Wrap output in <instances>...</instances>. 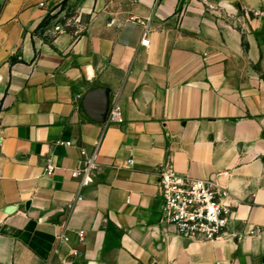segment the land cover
Here are the masks:
<instances>
[{
  "label": "crops",
  "instance_id": "obj_1",
  "mask_svg": "<svg viewBox=\"0 0 264 264\" xmlns=\"http://www.w3.org/2000/svg\"><path fill=\"white\" fill-rule=\"evenodd\" d=\"M227 6L0 0V264H264L260 50H242ZM80 148L97 162L86 187ZM166 159L228 191L223 237L161 220Z\"/></svg>",
  "mask_w": 264,
  "mask_h": 264
},
{
  "label": "built area",
  "instance_id": "obj_2",
  "mask_svg": "<svg viewBox=\"0 0 264 264\" xmlns=\"http://www.w3.org/2000/svg\"><path fill=\"white\" fill-rule=\"evenodd\" d=\"M40 6L44 3L40 2ZM130 20L140 22L135 16ZM144 24L143 22H141ZM145 25V24H144ZM141 38V44L148 46L146 26ZM60 31V29H59ZM120 116V108L114 105L109 119L116 120ZM64 145H71V141H58ZM132 162V159L129 160ZM97 168L94 153H87L80 148V160L76 174L80 178V186H88ZM50 158L46 159L45 170L53 171ZM159 197L162 201L161 220L170 225L174 232L185 239L202 238L216 240L227 233V228L233 219L234 205L228 200V191L212 178L193 179L176 173L170 159H166L160 166L157 175ZM78 199L82 196L78 195ZM82 236V233H80ZM58 240H68L63 233Z\"/></svg>",
  "mask_w": 264,
  "mask_h": 264
},
{
  "label": "rangeland",
  "instance_id": "obj_3",
  "mask_svg": "<svg viewBox=\"0 0 264 264\" xmlns=\"http://www.w3.org/2000/svg\"><path fill=\"white\" fill-rule=\"evenodd\" d=\"M225 1L229 7H224V18L240 33L242 50H260L254 71L264 90V0ZM63 17L67 18L66 14Z\"/></svg>",
  "mask_w": 264,
  "mask_h": 264
},
{
  "label": "trees",
  "instance_id": "obj_4",
  "mask_svg": "<svg viewBox=\"0 0 264 264\" xmlns=\"http://www.w3.org/2000/svg\"><path fill=\"white\" fill-rule=\"evenodd\" d=\"M49 17H47L45 20H44V23H46L48 21Z\"/></svg>",
  "mask_w": 264,
  "mask_h": 264
}]
</instances>
